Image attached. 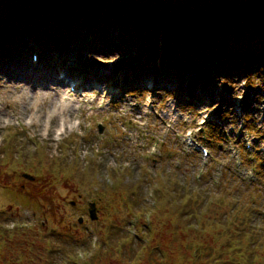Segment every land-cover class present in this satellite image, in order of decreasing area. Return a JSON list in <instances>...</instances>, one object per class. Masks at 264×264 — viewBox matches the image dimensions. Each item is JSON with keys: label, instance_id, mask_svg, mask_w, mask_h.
I'll use <instances>...</instances> for the list:
<instances>
[{"label": "rangeland", "instance_id": "374dc122", "mask_svg": "<svg viewBox=\"0 0 264 264\" xmlns=\"http://www.w3.org/2000/svg\"><path fill=\"white\" fill-rule=\"evenodd\" d=\"M26 1L0 0V26L12 32L0 62L44 71L0 75V264H264V66L251 91L243 73L230 76L228 89L222 74L171 80L164 70L139 69L144 58L116 28L95 38L58 19L14 30ZM34 49L70 74L28 67ZM190 82L197 100L186 93ZM52 90L83 106L59 141L43 132L59 99L42 104V114L29 100ZM174 186L185 196L174 200Z\"/></svg>", "mask_w": 264, "mask_h": 264}, {"label": "trees", "instance_id": "16d2710c", "mask_svg": "<svg viewBox=\"0 0 264 264\" xmlns=\"http://www.w3.org/2000/svg\"><path fill=\"white\" fill-rule=\"evenodd\" d=\"M98 1L36 0L34 3L27 0L31 6L28 5L26 13L22 10L26 5L18 9L15 19L19 24L13 28L30 31L31 28L25 27L49 26L62 19L66 27L82 28L95 38L106 36L107 30L116 28L123 45L135 48L137 55L144 58L136 64L139 69L143 66L154 71L161 69L166 74L164 77L177 81H182L188 72L203 81L222 74L226 89L232 80L230 76L243 73L246 88L253 90L252 76L264 66V0ZM36 3L43 5L37 12L33 9H37ZM35 13L41 17V25ZM30 22L33 24L29 25ZM3 30L0 26V44L11 38L8 34L12 32ZM193 85L191 82L187 85L186 93L191 98L196 96ZM248 99L246 95L243 102ZM170 189L174 200L185 196L177 192L176 186ZM190 199L185 201L180 216L186 212ZM191 203L199 205L201 199L195 196ZM248 237L243 241L250 245L252 234Z\"/></svg>", "mask_w": 264, "mask_h": 264}, {"label": "bare ground", "instance_id": "6f19581e", "mask_svg": "<svg viewBox=\"0 0 264 264\" xmlns=\"http://www.w3.org/2000/svg\"><path fill=\"white\" fill-rule=\"evenodd\" d=\"M32 52H33L32 54H35L36 59L35 60H33V59L30 60V64L28 65V67H32V68H35L36 69V67H33V66H38V67L41 66V68L47 69L48 72H50L51 69H55L56 68L57 71H60L61 70L62 73L65 76H67L66 75L67 73L70 74L65 67H62L61 62L56 63L51 58H48V57L41 58V56L39 55L38 51L35 50V49L32 50ZM23 53H24V57H27V53L24 52V51H23ZM24 61H26V58H24L23 63H24ZM2 63L3 62H0V75L6 76V77L12 76V77H18V78H21V77L27 78V77H29V76L32 75V74L31 75L30 74L28 75V73H26L24 71H20L19 70L20 68L18 70H15L14 71L13 69H16L17 68V63L16 62L9 61V63H7L6 65H4ZM69 68H70V66L68 67V70H69ZM33 75L34 76H43L44 75V71L40 70V72H39L38 75L37 74H33ZM81 79L82 78H76L72 82L75 81V83L76 82L78 83V86H80V85L82 86V80ZM60 80H63V79H60ZM63 82H65V81H63ZM142 84L145 85V87H146V85H149V84L150 85H153L154 83H152L151 80H146V81H143ZM103 85L107 86L109 89H111V87H112L113 89L120 90V85L118 83H115L112 80H108V83H105ZM110 92L111 91H109L107 93L110 94ZM25 95L26 94L23 91H21L19 96L20 97H24V99L28 100L25 97ZM54 96L59 99V102L60 103H59V106L57 108H54L52 110V112L47 115V117L49 118L50 124L52 122H54V119L55 118H57V124L54 127V129L51 130L50 124L47 123L45 125V127L43 128V132H46V136H47L46 139H48V137H51V139L52 138L54 139V137H56V140L59 141V140H61L64 137V135H66V132H67V129H68V122H69L68 119H70L71 113L74 112L76 109H79V108H81L83 106H74L75 99H68L67 97H69V95L63 93L60 90H52V91H50L48 93H44V94H42V93H35L34 95H32L33 99H29V100H34V103H35L34 106L37 109H39L38 112L40 114H42V110L40 109V106L42 104L50 103L52 101V97H54ZM82 97L85 98V95H83ZM113 99L114 98H112V100ZM232 99H230V101ZM179 100H180V98H179ZM77 102H79V99H78ZM174 103H175V105L179 104L178 101L177 102L175 101ZM85 108H87V107H85ZM88 110H90V109H88ZM0 112H2V110H0ZM5 113L8 114V112H6V111H5ZM31 113L36 116V119L37 120H36V123H32V120L30 119V124H35V125L40 124V122H39V119L40 118L37 117L38 116L37 113L34 110H32ZM0 116H2L1 113H0ZM3 116H5V115H3ZM8 122L9 121L7 120L5 122V124L8 123ZM91 203H94V202H91Z\"/></svg>", "mask_w": 264, "mask_h": 264}, {"label": "water", "instance_id": "95a60500", "mask_svg": "<svg viewBox=\"0 0 264 264\" xmlns=\"http://www.w3.org/2000/svg\"><path fill=\"white\" fill-rule=\"evenodd\" d=\"M99 130L101 131V127H99ZM23 177H26L27 179L29 180H32L33 178L29 175H22ZM89 217H90V220L92 221H95L97 219L96 217V208H95V204L92 203V204H89Z\"/></svg>", "mask_w": 264, "mask_h": 264}]
</instances>
